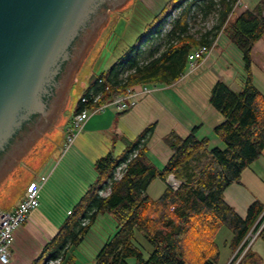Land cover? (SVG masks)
<instances>
[{
	"label": "trees",
	"instance_id": "16d2710c",
	"mask_svg": "<svg viewBox=\"0 0 264 264\" xmlns=\"http://www.w3.org/2000/svg\"><path fill=\"white\" fill-rule=\"evenodd\" d=\"M235 1H169L150 31L93 78L82 95L101 94L97 104H102L141 84L172 85L186 73L191 51L212 45L218 38L231 51L238 50L245 71L242 89L236 91L222 80L211 89L209 102L223 117L213 130L224 146L209 147L211 138H198L197 126L186 135L173 129L163 136L172 155L158 168L148 153L155 131V124L149 125L120 155L108 153L96 161L95 182L31 264L57 258L69 264L73 259L70 248L106 212L115 215L118 228L104 242L94 264H219L221 246L216 237L223 227L232 234L226 241L230 249L242 254L248 232L264 221V204L253 202L242 218L225 201L224 192L240 181L243 170L264 151V92L255 85L251 69L253 48L264 35V0L224 26ZM180 7L171 28L163 32L171 10ZM198 16L212 17L211 27L194 30ZM222 34L227 39L222 41ZM82 97L75 113L93 107L92 99L83 102ZM171 174L179 183L176 189L167 182ZM157 178L167 186L153 199L147 190ZM238 264H262V258L247 249Z\"/></svg>",
	"mask_w": 264,
	"mask_h": 264
},
{
	"label": "water",
	"instance_id": "95a60500",
	"mask_svg": "<svg viewBox=\"0 0 264 264\" xmlns=\"http://www.w3.org/2000/svg\"><path fill=\"white\" fill-rule=\"evenodd\" d=\"M133 1L0 0V160L43 119L0 176L1 207H11L65 132L78 90Z\"/></svg>",
	"mask_w": 264,
	"mask_h": 264
},
{
	"label": "crops",
	"instance_id": "0c3cea01",
	"mask_svg": "<svg viewBox=\"0 0 264 264\" xmlns=\"http://www.w3.org/2000/svg\"><path fill=\"white\" fill-rule=\"evenodd\" d=\"M257 1L258 0H242L243 3L241 7L234 13L231 12L229 18L233 20L235 16L240 13L252 9ZM146 3H141L144 8H147ZM175 9L177 8H174V10ZM147 12L149 13V16H151V19L148 17V27L154 23L155 16L151 12ZM143 33H132L129 38L137 42L138 38ZM223 35L224 34H222V36ZM218 43L219 41L217 38L214 51L217 50L216 48ZM223 45L225 47L224 49L228 52L227 55L223 54L224 49L217 50L216 52L213 51L207 59L200 64V66L206 63L216 71V76L214 77L213 82H211V85L214 86L217 80H222L232 89L238 91L243 88L245 83L244 63L241 61L240 64H236L229 53V45L225 42ZM131 46L132 45L127 44L122 46L118 53L113 55V59H111L109 63L113 64L116 59ZM112 64H110L109 67H111ZM109 67L107 69H109ZM251 69L255 85L260 91L264 92V35L253 48ZM192 104L193 101L191 100L189 105L195 114L193 117H186V115L181 111L177 100L164 92L163 88H158L152 94L140 99L138 103L128 111L119 112L115 107L109 106L104 111H99L97 113L89 112L84 128L76 136V140L73 141V145L64 157H68L70 160L77 157L83 162L84 180L82 181L83 186H81V194L85 193L89 186L93 184L97 178V171L95 167L96 161L108 153L120 155L115 152L114 148H112L113 141L114 146L116 143V148L121 147L122 149H125L128 142L133 141L130 140L134 137L133 135L138 136L149 125L155 124L154 134L148 144V153L151 161L158 168H162L172 155L171 150L163 141V136L165 134L174 129L179 133L186 135L197 126L196 135L198 138H203L202 136H199L200 131L204 130V128H207V131H211V129L213 130L214 127L223 120L222 115L211 104H207V111L212 114V120H205L202 112L196 110L198 109V106ZM74 114H72L71 118ZM158 139H160L159 141L161 144H159ZM212 141L216 144V146L221 144V140L219 138H213ZM209 147H211L210 144ZM64 158L62 161H64ZM154 158L158 160L161 166H158V164L155 163ZM39 169L41 171L47 170V168L42 166H40ZM53 173H55V170ZM49 178L48 174V180H50ZM32 180L37 179L32 178L30 182ZM155 180H153L148 186L147 193ZM46 182L41 189L40 195L44 187L47 185ZM165 183L167 186V182ZM24 196L25 192L16 198L11 207L2 209L13 211ZM224 198L225 201L233 207L242 218L247 216L248 209L253 202L260 201L264 204V151L258 159L243 170L239 182H235L226 188ZM41 206L42 203L40 197L39 207L31 212L28 222L15 229V240L13 246L11 247L10 261L6 264H31L42 252L45 244L58 232L59 227L62 225V220L60 218L51 217L50 215L48 216L46 214V210L42 209ZM70 211L71 209L68 210L69 214ZM231 236L232 234L230 232V237L226 238L225 242L222 244L223 247L225 246L228 248L225 255V263L230 261L233 253L235 252L230 249L227 244L228 242L226 243V241L230 240ZM245 249L246 247L244 250ZM248 249L258 253V255L262 258V264H264V237L261 234L248 247ZM222 251L223 248L221 246V256L223 254ZM0 264L5 263L0 262ZM69 264L76 263L74 260H71ZM91 264H94V260Z\"/></svg>",
	"mask_w": 264,
	"mask_h": 264
},
{
	"label": "rangeland",
	"instance_id": "374dc122",
	"mask_svg": "<svg viewBox=\"0 0 264 264\" xmlns=\"http://www.w3.org/2000/svg\"><path fill=\"white\" fill-rule=\"evenodd\" d=\"M145 1L146 0H134L128 11L125 12L118 20L109 38L107 39L106 43L104 44L97 58L93 62L92 73L86 79V81L81 86V88L78 90V100L75 103L74 111L70 114L68 118L65 132L57 142L55 140H52L54 147L52 148V150L44 160L43 164L41 165L42 167L47 168V170L41 171L38 168V170L35 172V174L32 177L39 180L42 175L49 174L50 180L46 182L47 185L44 187L40 195L41 203H42L41 208L46 210L47 212L46 214L48 216L50 215L51 217L60 218L62 220V223L69 217L68 210L70 209L74 210L76 204L78 203L82 195L85 194V193L81 194V186H83L82 181L84 180L83 162L81 161V159L77 157L73 160L68 159V157L64 158L67 152L69 151L70 147L73 145L72 144L73 141L76 140L75 138L71 143L69 141L68 129L72 125L71 116L72 114L75 113L79 101L81 99V96L83 95L86 88L90 85L92 79L98 76L101 72L105 71L110 66V64H112L109 62L111 61V59H113V55L118 53L119 49L122 46H124L125 44L127 45L134 44L135 41L129 38L132 35V33L140 34L141 32L142 33L145 32V30L150 31V28L153 24L147 27V24L149 22L148 19L151 17L149 16V13L147 11L151 12L155 17H157L164 13V10L166 9V6L169 3V0H147L146 1L147 3ZM141 3L143 4L146 3L147 8L146 7L144 8V6ZM171 9L172 8H169V10ZM180 9L181 7L175 10L173 8L171 10L172 14L170 16L174 15L173 13H178ZM213 21L214 20L212 19V17L208 19L207 18L203 19L202 16H198L197 25L194 27V30H200L203 27L209 28L213 24ZM228 21H231L229 17L225 24H227ZM168 22H169L168 18L167 20L165 19L164 21L165 24L162 29L163 32H165L164 28L166 26L168 27L167 24ZM223 39H227L225 34L222 37V41ZM224 48L225 47L223 45V42H219L216 49L221 50ZM227 53L228 52L226 51V49H224L223 54L227 55ZM229 53L231 55V58L236 64L241 63V56L238 50L237 51L229 50ZM200 64L196 67V69H193L192 71L191 68L188 66L186 73L182 76V78L178 82L174 84L175 86L174 85L168 86L162 84L151 85V86L157 87V89L163 88L164 92H166L170 97L175 98L178 104L180 105L181 111L186 115V117L187 116L193 117L195 114L189 105L192 100L193 101L192 105L198 106V109L196 110L202 112V115L205 117V120H209V119L212 120V114H210V112L207 111V104L208 105L211 104L209 102L211 88L213 87V85H211V82H213L214 77L216 76V71L212 69V67L209 66V64L204 63V65L202 64V66H200ZM133 136L134 137L131 138L130 140H134L137 135H133ZM199 136L210 137L211 138L210 146L211 147L216 146V144L212 141V139L217 137L215 136L214 131L212 129L211 131L209 130L207 131V128H204V130L200 131ZM159 140L160 139H158V142L159 144H161ZM220 143L221 144L219 146L223 147L224 144L221 141ZM115 146L113 141L112 148L115 149V152L117 154H121L124 149H122L121 147L116 148ZM63 158L64 161H62ZM154 161L156 164H158V166H161L157 159L154 158ZM54 170L55 173H53ZM171 181L172 180L169 179L168 177L167 182L171 183ZM28 183L25 186V188L22 190V192L19 194V196L22 195L24 192H26L25 190L28 186ZM165 188H166V183L163 180L157 178V180H155L152 183L151 188L148 191V194L150 195L151 198L156 199L163 193ZM0 208H6V207L0 206ZM117 228H118V220L113 213L106 212L99 214L97 216L96 221L92 225L89 233L83 238V240H80L78 244L72 246L68 254L73 257L72 260H74L76 264H91L93 260L95 263L96 254L98 253L104 242L112 235H114ZM228 237H230V232L226 227H223V229L219 232V234L216 237L217 241L223 248L222 251L223 254L220 258L219 264H224L226 261L225 255L226 252L228 251V248H226L225 246L223 247L222 244L225 242V239ZM237 253L238 250L233 253V256L231 257L230 261L226 263L232 264L235 258L239 257ZM244 254L245 251H242V254L240 256H243ZM237 261L238 258L233 263L238 264Z\"/></svg>",
	"mask_w": 264,
	"mask_h": 264
},
{
	"label": "built area",
	"instance_id": "2783aa9c",
	"mask_svg": "<svg viewBox=\"0 0 264 264\" xmlns=\"http://www.w3.org/2000/svg\"><path fill=\"white\" fill-rule=\"evenodd\" d=\"M242 0H236L232 9V13L237 11L241 5ZM182 8L178 11V13H173L174 15L168 16L169 22L168 27L164 28L165 32L171 28L172 21L179 15ZM166 18V20H167ZM166 23V22H165ZM216 45V41L212 45H201L198 48L191 51L188 56V66L193 69L205 61L207 57L213 52ZM157 87H153L151 85H138L134 87H130L127 91L121 95L115 96L110 102L97 104L100 99L101 94L94 95L91 98L82 97L83 102H89L92 99V108L84 109L80 112H77L72 117V125L68 129L69 131V141L70 143L76 138L78 133L84 128L85 122L88 118V113L93 112L97 113L99 111H104L109 106L115 107L119 112H123L129 110L134 107L140 99L145 96L152 94ZM117 176H121L120 169L117 172ZM169 179H171V187L176 189L179 185L178 181L175 179L174 175H170ZM48 180V175H42L39 180H32L25 192L24 198L20 201L17 207L13 211L0 209V262L8 263L11 257V247L13 246L15 240V229L20 225H23L28 222L31 212L39 207L40 204V192L44 185V183ZM107 193V192H106ZM71 213V211H70ZM264 228V221L257 228L253 227L247 234L246 241V249L243 251H247L248 247L260 236L261 231ZM241 255V254H240ZM242 256L238 257V261ZM45 264H61V258L48 260ZM234 264V263H232ZM237 264V263H236Z\"/></svg>",
	"mask_w": 264,
	"mask_h": 264
},
{
	"label": "flooded vegetation",
	"instance_id": "af4514ba",
	"mask_svg": "<svg viewBox=\"0 0 264 264\" xmlns=\"http://www.w3.org/2000/svg\"><path fill=\"white\" fill-rule=\"evenodd\" d=\"M61 95H63V93L61 90H59L57 93V98L54 101L55 105L53 104L49 119L52 117L53 113L56 112L55 109H57L58 101L61 99ZM42 122H43V119L42 120L35 119V121L33 122V126H30L28 129V131H30L29 137H24L22 139V141L19 143H18V141H16L17 143L15 142L14 146L11 147V150L9 151L8 155L1 158V160H0V176H2L7 171V169L13 165V163L15 162L17 157L21 154L22 150H24V148L29 146V144H30L29 139H31V137H33V135L38 131L39 124H42ZM40 129H42V128H40Z\"/></svg>",
	"mask_w": 264,
	"mask_h": 264
}]
</instances>
